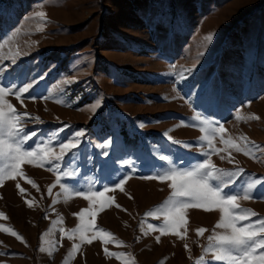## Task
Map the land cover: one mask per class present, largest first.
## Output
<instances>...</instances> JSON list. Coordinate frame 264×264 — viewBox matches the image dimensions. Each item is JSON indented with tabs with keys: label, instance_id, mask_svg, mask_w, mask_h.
I'll return each mask as SVG.
<instances>
[{
	"label": "rangeland",
	"instance_id": "374dc122",
	"mask_svg": "<svg viewBox=\"0 0 264 264\" xmlns=\"http://www.w3.org/2000/svg\"><path fill=\"white\" fill-rule=\"evenodd\" d=\"M41 11L43 18L36 15ZM0 46L5 54L9 48L20 52L14 65L0 61L8 65L4 82L19 76L13 88L34 85L21 99L6 97L18 113H27L25 120L42 121L22 123L25 131H36L45 143L51 137L57 152L74 131L85 132L77 157L69 162L72 154L65 155L59 172L25 162L12 179L7 173L13 161L0 157V264H224L206 252L208 238L223 231L216 228L219 210L185 209L183 239L170 229L161 232L168 223L164 213H149L165 206L170 182L142 178L165 170L161 154L180 168L203 161L210 149L197 142L213 126L193 121L197 112L225 129L213 139L219 151L212 162L224 171L243 170L228 178L225 191L247 190L255 181L249 191L258 198L237 200V211L256 214L242 223L264 219V0H0ZM100 59L106 64L98 71ZM193 123L195 128L186 126ZM109 138L110 148L96 147ZM40 142L32 137L24 147L32 150ZM245 145L251 155L235 150ZM64 172L71 175L62 176L61 188L56 176ZM96 191L104 196L84 198ZM84 209L96 216L81 220ZM90 219L112 234L108 244L99 232L91 243L80 241L79 230ZM200 228L206 229L202 235Z\"/></svg>",
	"mask_w": 264,
	"mask_h": 264
},
{
	"label": "snow or ice",
	"instance_id": "6c2138e0",
	"mask_svg": "<svg viewBox=\"0 0 264 264\" xmlns=\"http://www.w3.org/2000/svg\"><path fill=\"white\" fill-rule=\"evenodd\" d=\"M37 16L43 18L46 16L44 12L36 13ZM207 40H211L212 37H206ZM27 53H25L26 55ZM20 55L19 50L13 51L11 48L8 49L7 54L4 53L3 46H0V61L8 60L11 64H16V57ZM8 65L0 63V157L5 155L9 156L13 161L12 171L7 173V175L14 179L19 169L20 165L28 162L30 164L38 165L40 167H45V165H50L47 170L49 171H60L61 162H63L65 155L71 153L70 161L74 160L77 157V153L74 151L78 149L81 143V137L85 135L84 130L78 129L67 138L65 141L59 143V151L57 152L55 147H52L54 141L49 138L47 143H45L38 136L36 131L27 132L21 126L22 123L31 122V120H36L40 123L39 117H33L31 120H25L27 113H18L11 103H8L6 97L8 95H13L16 99H21V95L28 93L31 88L34 87L31 81L27 83L17 84L13 88V84L16 83L17 79H20L19 76L14 79H9L7 83L4 82L5 78L3 76L4 71L7 69ZM193 69H188V73H191ZM11 75V74H10ZM182 79H187V76L182 75ZM68 83V81H65ZM36 97L33 95L32 97ZM45 99L47 97H44ZM164 99H168L165 97ZM183 99V97H181ZM185 103L191 107V102L185 100ZM202 103H211V97L207 101L203 100ZM100 106L98 101L95 105L91 107V111L94 113L96 108ZM259 119V117H254ZM193 121H199L201 125H211V131L209 136H205L201 141L197 143H202L206 141V147L210 151H205L202 153L204 159L202 162H197L185 168H180L176 166V162L172 160L170 155L161 154L158 159L161 162H165L161 167H164L165 170L158 172L156 175H148L142 177L143 179L158 180L161 183L170 182V188L172 189V195L166 201L163 208H157L154 213H149V215H155L156 213L163 212L168 223L165 225L164 229H161V232L165 229H170L173 234L183 239L179 231L184 224L187 223L185 220V209L196 207L201 208L204 211L211 212L214 210H219L221 215V220L217 223L216 228L222 229V232L214 233L210 236L209 246L206 249L207 253H211L214 256L216 262H224V264H264V252L258 251L259 249H264V219H259L257 221H250L247 224L242 223V221L248 219L249 216L256 215L247 209H238L237 200L239 198L244 199H256L258 197L250 195V191L253 187L252 181L245 186H240L237 191H225V188L229 187L232 183V177L238 176L242 169L238 171H224L216 167L212 162L210 156L213 153H218L213 145V139L217 133H223L225 131L223 125H219L216 121H210L202 118V114L197 112L192 118ZM239 119V117H238ZM184 123V122H182ZM191 127H196V123L191 125H186ZM63 129L55 130L51 135L55 136L56 132L62 131ZM200 131L204 132L205 128L200 127ZM172 144L181 145V142L178 140L172 139L168 133L164 134ZM32 137H37L41 142L36 144V147L32 150L25 149L24 145ZM223 140V138H222ZM223 143L228 144L230 141L223 140ZM44 144L45 146H41ZM112 144L111 138L106 140L104 143L96 145L101 149H108ZM182 147L186 149H191L194 147L192 144H182ZM252 147H258L253 145ZM237 152L245 151L246 154L251 155V149L245 145L244 148L236 147ZM103 156H107L109 153L107 151H102L100 153ZM224 159V157H221ZM56 163H53V162ZM126 166L130 168L131 171H135L134 165L125 160ZM166 165V167H165ZM71 173L64 172L56 176V184L60 185L61 188H64L65 185L61 183L62 176L68 177ZM5 172L3 169H0V186L4 184ZM28 183L32 184L33 187H38L34 181L29 180ZM123 183V181H121ZM55 185H53L54 187ZM21 193L24 192L23 188H19ZM123 190V189H121ZM81 194H83L82 190ZM109 191L108 187L104 186V192ZM104 192H92L91 195H84V198L89 201H94L100 197L104 196ZM49 195H51V188H49ZM264 199V197H259ZM29 208L32 207L31 201H26ZM106 201H102L100 204L101 209L104 208ZM119 207V205H117ZM85 214L89 217H95L96 211L84 209L79 215L80 219L83 220ZM3 213H0V216H3ZM75 215V214H74ZM151 227V226H150ZM5 232L11 233L22 243H27L24 238L12 229H4ZM79 239L82 243H91L92 239L96 238V233H101L104 244H108L109 240L106 237H111V233L105 232L103 229H96L94 219H90L88 224L83 226L80 230ZM206 229L200 228L197 230L198 235H202ZM92 233V238H89L88 233ZM72 239V237H69ZM159 236L157 237V242H159ZM80 245H74L73 251H78ZM187 248V245H185ZM43 251V249H40ZM106 255L109 256H118L116 253H109L105 249ZM203 259V258H202ZM134 264V262H133Z\"/></svg>",
	"mask_w": 264,
	"mask_h": 264
},
{
	"label": "trees",
	"instance_id": "16d2710c",
	"mask_svg": "<svg viewBox=\"0 0 264 264\" xmlns=\"http://www.w3.org/2000/svg\"><path fill=\"white\" fill-rule=\"evenodd\" d=\"M70 49H73V48H70ZM76 48H74V50H75ZM71 51V50H70ZM103 61H105V60H103V59H100V61L98 62V64H97V66H96V70H101L102 68H103V66L106 64V61L105 62H103ZM137 82H140V83H143L144 81L143 80H138ZM193 93H195V92H193ZM188 94V93H187ZM157 119H160V115H156L155 116Z\"/></svg>",
	"mask_w": 264,
	"mask_h": 264
}]
</instances>
